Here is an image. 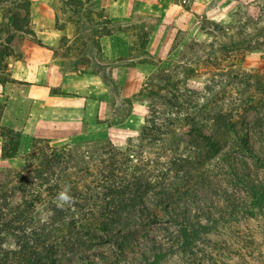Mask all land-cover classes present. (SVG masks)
I'll return each mask as SVG.
<instances>
[{
  "label": "rangeland",
  "instance_id": "obj_1",
  "mask_svg": "<svg viewBox=\"0 0 264 264\" xmlns=\"http://www.w3.org/2000/svg\"><path fill=\"white\" fill-rule=\"evenodd\" d=\"M76 1L82 4L72 1L73 9L61 2L57 25L73 28L57 53L70 68L109 78L116 60L104 55L100 39L132 42L131 56L149 68L130 98L142 105L134 115L140 124L113 127L133 103L106 78L116 97L98 121L107 125L44 138L60 157L28 212L0 230V264H24L23 256L27 264H87V251L105 256L94 264H264V217L226 220L231 209H255L242 186L244 168L221 161L232 154L256 169L237 133L249 134V145L264 153V0H172L175 19L135 16L123 26L96 10L95 0ZM28 23L26 2L0 0L1 74L4 56L29 36ZM158 29L167 43L153 58L146 49ZM27 154L12 164L0 160V170L22 169ZM66 185L73 202L58 208L55 197Z\"/></svg>",
  "mask_w": 264,
  "mask_h": 264
},
{
  "label": "crops",
  "instance_id": "obj_2",
  "mask_svg": "<svg viewBox=\"0 0 264 264\" xmlns=\"http://www.w3.org/2000/svg\"><path fill=\"white\" fill-rule=\"evenodd\" d=\"M28 1L31 33L13 54L4 56L5 73H0L7 76L6 81L0 80V102H4L0 126L21 132L18 157L28 153V142L33 138H68L85 128L93 131L107 125L98 121L107 117V107L116 97L105 79L110 78L112 85L121 88L122 98L130 99L149 72L141 57L131 56L133 43L114 34L102 36L101 51L109 59L124 58L128 64L115 61L109 68V78L90 69L70 68L57 53L61 36L67 31L70 38L73 28L71 24L64 29L57 25L62 0ZM94 4L111 23L121 26L129 24L135 16L158 17L162 22L166 14L171 19L180 14L172 0H95ZM174 10L176 13L172 16ZM166 43L158 29L146 52L159 58ZM132 106L126 120L114 125L115 129H128L133 121L140 124L134 115L142 105L133 103ZM17 158L0 160L12 164Z\"/></svg>",
  "mask_w": 264,
  "mask_h": 264
},
{
  "label": "trees",
  "instance_id": "obj_3",
  "mask_svg": "<svg viewBox=\"0 0 264 264\" xmlns=\"http://www.w3.org/2000/svg\"><path fill=\"white\" fill-rule=\"evenodd\" d=\"M62 1H65V5L70 9H73L72 1L73 3L75 1L77 5L82 4L76 0ZM20 2H26L29 8L30 3L28 0H20ZM89 6L91 7V4H89ZM72 11L74 12V10ZM90 12L95 16L100 15L98 11L92 10V8H90ZM10 21L12 28H14L13 23L16 21V17L13 15ZM27 32L29 34L31 33L29 30ZM84 36L89 37L90 33ZM123 101L131 106L134 99H124ZM261 130L263 131L264 129ZM237 136L238 138L236 141L241 144L245 156H248L253 160L256 169L252 170L247 164L245 158L242 160L235 159L232 154L224 155L223 158H221V161H223V164L235 161V165L244 168L243 171L247 183H244L242 186L250 195V204L253 205L255 209L251 210L250 214L243 208L238 211L231 209L228 219L226 220L229 221L232 219L234 222L239 221L241 218L248 219L249 215L256 214V212L264 217V153L262 154L253 150L249 145V134L241 137L237 133ZM0 138L2 140L0 159L7 160L17 158L21 141V132L12 128L0 126ZM262 148L264 149V145ZM59 157L60 154L58 153V150L50 147L48 140L33 138L31 142V151L27 154L25 165L22 169L17 171L9 168L0 170V230H3L4 228L10 229L11 226H13V221L19 220L28 212V209L31 206V201H35V199H38L41 196L43 183H40V181L44 180V178H50L52 174V164L57 162ZM231 166L232 164L228 166L229 174L236 173L237 176V171H235L236 166L234 168ZM43 175H45V177H43ZM241 177L243 176H240L239 178ZM159 205L163 204L160 202ZM237 205L242 207L241 203H237ZM130 234L133 236V232H130ZM23 257V261L28 262L31 260L27 259L25 256ZM104 259L105 256L101 252L91 253L90 251H87L81 255V260L87 264H94L95 261L104 263ZM18 261H20V259H18ZM27 262L24 264H27ZM32 264L38 263L32 262Z\"/></svg>",
  "mask_w": 264,
  "mask_h": 264
},
{
  "label": "clouds",
  "instance_id": "obj_4",
  "mask_svg": "<svg viewBox=\"0 0 264 264\" xmlns=\"http://www.w3.org/2000/svg\"><path fill=\"white\" fill-rule=\"evenodd\" d=\"M70 187L65 186L63 191L58 192L55 197V201H57V207L63 208L65 204H71L73 202V197L69 194Z\"/></svg>",
  "mask_w": 264,
  "mask_h": 264
},
{
  "label": "built area",
  "instance_id": "obj_5",
  "mask_svg": "<svg viewBox=\"0 0 264 264\" xmlns=\"http://www.w3.org/2000/svg\"><path fill=\"white\" fill-rule=\"evenodd\" d=\"M1 88V87H0Z\"/></svg>",
  "mask_w": 264,
  "mask_h": 264
}]
</instances>
